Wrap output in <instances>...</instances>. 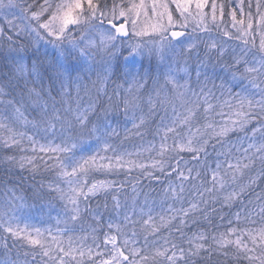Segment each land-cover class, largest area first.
<instances>
[{"label":"snow or ice","instance_id":"snow-or-ice-1","mask_svg":"<svg viewBox=\"0 0 264 264\" xmlns=\"http://www.w3.org/2000/svg\"><path fill=\"white\" fill-rule=\"evenodd\" d=\"M172 6L179 14L178 19L173 17ZM247 7L249 11L245 12L244 0H239V7H231L229 15L235 33L223 30L224 37L238 40L244 47L237 53L235 49L230 51L223 39L211 40L205 45L206 61L200 58V41L192 33L198 29L210 31L209 21L219 27L217 21L224 18L225 4L217 0L211 3L210 0H43L39 11L24 0H0V13L6 18L12 17L7 20L9 27L18 39L23 37L28 41L17 43L9 36L6 47H0V57L11 73L6 83L0 84V97H12L0 100V104L11 110L8 117L0 119V130L7 133L0 136V144L6 149H22L27 140L34 154L19 158L7 156L4 160L10 168L24 169L30 165L33 173L37 171L34 161L43 160L38 153L53 160L52 165L45 161V166L57 169L58 182L49 183L47 193L63 202L66 215V219L57 220L58 225L65 227H57L53 234L51 228L28 224L20 227L17 213L26 208L22 197H13L0 205V231L14 242H20V248L15 243L12 247L7 242L0 244L3 248L0 264H29L30 255L32 261L37 255L46 258L43 264H85V261L91 264H213L214 256L223 257L225 264L228 259L237 264L241 260L247 264H264V192L256 194L259 203L248 201L252 209L245 206L243 215L240 211L234 214L235 226L212 235L211 243H208L209 236L201 231L187 238V248L164 238L162 245L149 250L147 239L146 247L138 248L135 232L131 233L133 239H129V232L125 231L135 225L132 217L137 212L134 204L129 207L118 197L123 184L89 180L94 172L119 174L137 169L149 178L154 171L168 176L175 173L179 183H170L165 195L170 193L182 200L180 194L185 191V182L196 188L210 178V187L197 188L201 203L208 204L205 193L215 200L213 193L224 191L223 204L243 205L244 198L252 194L253 186L264 178V0H255L254 4L250 0ZM253 7L255 16L251 12ZM190 22L194 25L192 33L181 39ZM253 31L259 32L258 45ZM3 34L4 29L0 28V36ZM41 46L45 48L43 52ZM47 46H51L50 52ZM29 48L32 49L30 56ZM226 55L229 59H225ZM193 57L196 67L190 65ZM73 92L76 109L69 104ZM81 93L92 100L83 110L79 105ZM104 97L106 103L102 102ZM177 104L182 111H178ZM32 105L36 115L29 120L25 112ZM157 110L163 113L155 129L159 145L150 144L145 151H154L158 158L150 166L137 163L131 157L139 153L118 151L112 143V138L119 133L110 117L117 112L125 116L132 113V128L136 135H142L140 130L153 122ZM17 124L30 126L45 143L27 132L17 131ZM250 125L254 126L250 128ZM233 133H244L247 146L230 143L228 137ZM209 146L217 152L218 158L213 164L208 162ZM109 151L111 156L106 155ZM181 153L191 154L195 163L190 165ZM254 169L256 175H249ZM245 176H248L247 183L240 182ZM44 189L45 185L41 184L37 195ZM101 194L111 196L112 212L118 217L122 215L123 219L118 223L109 221L108 231L102 234L100 243L95 247L86 246L87 237L67 235L73 231L68 225L78 222L86 212L99 225L102 215L92 212L87 202L90 197ZM170 211L171 215L167 219L160 216L157 224L153 223L151 210L145 213L141 208L139 215H147L141 223L151 234L171 224L183 239L185 218L201 208L199 203H190L187 209ZM253 211L261 225L241 227V223H256L252 219ZM228 224L233 225V220H228ZM96 232L97 228L93 227L94 243L98 239ZM25 245L33 251H23ZM101 247L104 251L99 250ZM37 248L38 253L34 251ZM95 257H100L98 262Z\"/></svg>","mask_w":264,"mask_h":264},{"label":"trees","instance_id":"trees-1","mask_svg":"<svg viewBox=\"0 0 264 264\" xmlns=\"http://www.w3.org/2000/svg\"><path fill=\"white\" fill-rule=\"evenodd\" d=\"M24 2L28 4L33 5V10L39 11V6L43 3V0H24ZM250 0H244V10L245 12L249 11V8L247 7ZM253 4L255 0H252ZM211 3V0H210ZM217 3H224L225 4V14L223 20L217 21L216 25H213L210 21L208 22V26L210 28V31L205 32L201 30H197L195 33H192L193 24H190V26L186 29L188 34L192 33V35H195L199 38L200 43L198 44V50H199V56L201 59L207 61V57L205 56V45L211 41L216 39H223L226 41V47L231 49H235L237 53L241 50L244 45L238 41V40H229L227 37L223 36V30L226 28L229 31L235 33V29L231 26V20H230V8L231 7H239V0H217ZM175 11V10H174ZM209 9L206 8V12H208ZM176 12V11H175ZM251 12L255 16L256 10L255 7L251 9ZM177 13V12H176ZM237 18H240V14L238 12ZM258 23V20L256 21ZM1 28L4 29L3 36H0V47H6L7 44V37L11 36L13 41H16L17 43H24L27 44V39L21 37L17 38L15 35V32L13 29L9 27L8 24L5 22L2 23ZM255 28V24H254ZM78 35V34H77ZM252 35L255 38V44L258 45L260 42V35L258 31H253ZM247 39V37H246ZM48 51L50 52L51 46H47ZM41 52L45 50L44 46H41ZM254 50V49H253ZM32 49H28L29 56L31 55ZM126 54V53H125ZM214 55V53L212 54ZM99 59V58H98ZM225 59H229V57L226 55ZM27 59L25 63H27ZM147 62L145 61V64ZM190 65L192 67H196V60L195 57H193L192 60H190ZM220 69L217 68V71ZM11 75L9 73V67L6 66L5 61L2 57H0V84L6 83L8 77ZM94 78V77H93ZM196 80L195 74L192 75V82L193 86H195L194 82ZM216 83L218 84L219 81L217 80ZM210 86V85H209ZM8 89H6V92ZM111 94V86L109 88V95ZM219 95V93H217ZM12 99L10 96L0 97V100H8ZM59 99V97H57ZM94 99V97H93ZM92 102L90 100L89 96L84 95L81 93V98L79 99V105L80 110L88 108L89 104ZM103 103L107 102V98L104 97L102 99ZM69 104L73 109H76V100H75V92H73V99L69 100ZM144 111H147L146 105L143 106ZM177 107L179 105L177 104ZM33 108H35V105L28 106L27 111L25 112V115L29 120L34 119L36 113L33 111ZM11 110L6 109L3 104H0V119H5L9 116ZM163 113L160 110H157V115L153 117V122L149 123L148 127L146 129L142 128L140 131L142 135H134L132 137L124 138L122 136L121 130L127 123L128 119H130V113L128 116H125L122 112H117L114 117H110L112 121V125H116L119 127V135L112 138V143L117 146L118 151H124V150H136L140 151V155H136L135 159L137 163L145 162V158L148 157L149 153L148 151H145V148L149 144H155L159 145V137L155 136V129L157 125L160 123L159 116ZM168 115L171 116V108H169ZM71 118V117H70ZM90 119H94L93 116L90 115ZM5 122H8L5 120ZM196 126H199V123L196 124ZM254 125H250L249 127H253ZM15 128L17 131H24L27 132L28 135H33L34 138H36L40 142H45L41 138L40 135H36L33 131L30 130V126H22V125H15ZM57 130H59V126H57ZM7 133L3 130H0V136H6ZM244 133H233L230 134L228 137V140L230 143L236 145L237 147L242 143L245 147L247 146L248 141L244 139ZM248 135L250 136L251 133L249 132ZM257 137H259V133L257 134ZM49 139H55L49 136ZM259 140V139H258ZM171 142V141H169ZM213 144L215 141L212 142ZM30 144L27 140L23 142V147H27ZM217 151H219V146L217 145ZM209 157L208 162L209 164H213L214 161L218 158L217 152L213 151V148L209 146L208 149ZM26 151L24 149L20 148H12V149H6L3 147L2 144H0V205L5 203L8 200L13 199V197H22L23 202L26 205L28 209H31L33 211H36L38 214H45L49 215V217H52L56 212L62 211V219H66L65 217V208L62 201L55 199L54 194L48 195L47 193V185L49 183H56L58 182L57 178V169L55 168H47L45 166V161L47 165H52L53 160H49L47 156H43V160L37 159L34 161V163L37 165V171L35 173L30 171L31 166H27L24 169L16 167H9L7 163L5 162L4 158L7 156H16L17 158L24 156ZM41 153H38V157ZM155 152L152 151L151 155H154ZM185 161L189 162L190 165L194 164L195 162L191 160V154L189 153H181L180 154ZM238 155V153H237ZM150 166V165H149ZM256 168H259V164H257ZM149 170H151L149 168ZM249 175L255 176L256 170H252ZM90 181H104V180H110V181H116L117 184H123V189L117 194L119 199L122 203H127L129 207L133 206V204L136 207L137 215L132 217L133 220L136 221L134 226H131L129 228H126L125 231L129 232V235L134 231L135 232V240L138 243V246L140 248H145V239H147V248L149 250H154L155 247H158L163 244L164 238H169L171 240H175L177 243H180L183 245V247L187 248V238L191 237L194 233H199L203 231L206 235L209 236L208 243H211V236L212 235H219L220 233L226 232L229 227L235 226V216L234 214L237 211H240L243 215V209L244 207H248L249 209L253 208V205H249L248 201L252 200L255 203H259L256 201V194L264 192V178H261L257 181V185L253 186V189L250 190L252 193L251 195H248L243 200V205L239 203H234L231 206L223 204V196L226 194V192H216L213 193V195L216 197L215 200L211 199L208 193L204 194V198L208 200L207 206H205L203 203L200 202V197L197 195V188H200L202 190L203 187H210V178L205 181L203 186L197 185L196 188L192 186V183L185 182V191L180 194L182 196L181 199H177L172 197V195L169 193L167 196L165 195L166 190L169 187L170 183L176 184L179 183L177 181L175 173H173L171 176H168L164 173H161L159 171L153 172V177L149 178L147 176L141 175V171L137 169H133L131 173L121 171L119 174L112 173L107 174L104 172H94L89 176ZM248 176H245L242 178L240 182L247 183ZM45 185V189L40 192L39 195H37L40 185ZM64 184H60V187H63ZM232 187H235L233 185ZM135 189V191H134ZM231 188L228 190L230 191ZM179 191V190H177ZM18 201H15L17 203ZM190 203H199L201 211H197L194 213H190L189 217L185 218L187 220V226L183 228L184 232V238H180V234L175 231V229L172 227V225H168L167 227H160L159 231L155 234L149 233L147 226L143 225L141 223L142 220L147 219V215L140 216L139 212L140 209L143 208L145 213H148L149 210H151V215L153 216L154 220L153 223L159 224V217L164 216L166 219L169 215H171V210H177L181 207L187 209L190 206ZM107 205V207H105ZM84 207L85 205H81ZM87 207L92 211L96 213H100L102 215V220L99 225L94 223L93 217L91 214L86 212L81 219L76 222L74 225L77 226V228H82L84 230H89L90 235L87 237V240L90 242H93L92 239V228L96 227L97 232L95 235L97 236V240L95 241V244L100 243V239L102 238V234L106 231H108L107 224L109 221L113 222H120V220L123 219V216H117L116 213L112 212V199L111 196L105 197L104 195H97L94 197H90L87 202ZM207 216V219L205 218ZM223 217V219H221ZM233 220V225L228 224V220ZM252 219L256 221L255 224H243L241 223V227L247 226V227H258L261 225L260 218L255 215V211H253ZM193 220H195V223H193ZM173 224L177 223L176 221L172 222ZM0 237H4L6 239H0V244L7 242L9 247H12V245L15 243L16 248H20V242L16 241L14 242L10 237L7 236L6 233H3L0 231ZM132 237V235H131ZM94 243V242H93ZM16 248L13 249V255H15ZM23 251H29L30 253L33 251V249H30L28 246H24L22 249ZM35 252H39V249H35ZM3 253V248L0 247V254ZM97 258V257H95ZM29 264H43V260L46 258H41L39 255L36 256L35 261H32L31 255L28 257ZM216 261H221L222 264H225L223 257H213V264H215ZM85 264H91L90 261H85ZM199 264V262H198ZM226 264H237L236 261L232 259H228L226 261ZM239 264H247V261L241 260Z\"/></svg>","mask_w":264,"mask_h":264},{"label":"rangeland","instance_id":"rangeland-1","mask_svg":"<svg viewBox=\"0 0 264 264\" xmlns=\"http://www.w3.org/2000/svg\"><path fill=\"white\" fill-rule=\"evenodd\" d=\"M172 7H173V17H174V19H178L179 18V14H178V12L176 13L174 11L175 10L174 6H172ZM205 11H206V9H205ZM8 19H12V17H7L6 18L4 13H0V28H1V25H2L3 22H5L6 24H8L7 23V20ZM15 22L17 24L20 23L19 20L15 21ZM190 24H192V23L190 22L189 25H188V27L190 26ZM177 29H179V28H177ZM186 29H184V30H186ZM193 36H195V35H193ZM195 37H197V36H195ZM186 38L187 37H185L183 39H186ZM177 109H178V111H182V109H180L179 107H177ZM224 111L227 112V109H225ZM137 115H139V112H137ZM129 116H130V119H128L127 123L122 128V130L121 129H118L119 127H117L116 125H112L113 127H115L117 129V132L118 133H119V130H121L122 136L124 138L132 137V136L136 135L135 134L136 133V130L132 128V123H131L132 113H130ZM216 120L219 121L220 120V117L217 116L216 117ZM193 131H195V128H193ZM255 139L258 141L259 137H256ZM56 142L59 143L60 142L59 139H57ZM40 143H45V142H40ZM149 145L145 149H147L149 147ZM23 149H24V151H26V153L24 154V156H32V155H34L33 152L31 151V145H29L27 147H23ZM124 151L130 152V153H134V154L135 153H139L140 154V151H136L134 149L133 150L128 149V150H124ZM151 152L148 151L149 155H148L147 158H145V162H146L145 164L146 165H151L153 159H157L158 158V157H156L155 154L154 155H151ZM44 155H45L44 153H41L39 156L43 157ZM101 155H105V153H101ZM106 155L111 156L112 155V152L109 151L108 153H106ZM135 156L136 155H133L131 158L132 159H135ZM63 187H66V185H64ZM19 203H20V201L17 202V204H19ZM17 217H18V221L20 223V227H24L25 224H28V225H34L35 227H38V228H41V229L51 228L53 234L56 233L57 227H59L61 229H63L65 227L63 224H59V225L57 224V220L58 219L63 220L62 219V211H58L52 217H49V215L38 214L36 211H33V210L28 209L26 207L24 211L17 213ZM65 217H66V215H65ZM68 227L72 228L73 231L67 233V235H71L74 238L75 237H80V236L88 237L90 235V233H91V232H89V230H84V229H82L80 227L77 228V226H75L74 224H69ZM129 239H133V237H131V235H129ZM134 240H135V237H134ZM84 244L86 246L95 247V243L90 242L87 239L84 241ZM135 246L138 247V248H140L138 246V243L136 242V240H135ZM99 250L100 251H104L103 247H101ZM105 258H106V256H105ZM95 259L98 262L99 259H100V257H97Z\"/></svg>","mask_w":264,"mask_h":264},{"label":"water","instance_id":"water-1","mask_svg":"<svg viewBox=\"0 0 264 264\" xmlns=\"http://www.w3.org/2000/svg\"><path fill=\"white\" fill-rule=\"evenodd\" d=\"M185 34H186V32H185Z\"/></svg>","mask_w":264,"mask_h":264}]
</instances>
